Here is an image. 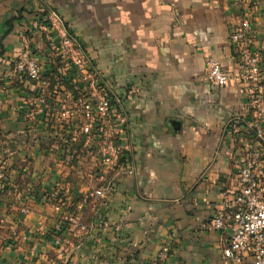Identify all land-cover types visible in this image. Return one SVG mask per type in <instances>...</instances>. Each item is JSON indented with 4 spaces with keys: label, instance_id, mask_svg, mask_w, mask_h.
<instances>
[{
    "label": "crops",
    "instance_id": "crops-1",
    "mask_svg": "<svg viewBox=\"0 0 264 264\" xmlns=\"http://www.w3.org/2000/svg\"><path fill=\"white\" fill-rule=\"evenodd\" d=\"M54 17L112 92L136 89L125 103L136 176L110 172L102 197L95 158L60 143L58 104L75 97ZM243 21L264 76V0H0V264H156L163 247L162 264H230L209 221L250 150L264 195V138L230 38ZM22 54L41 63L39 82L13 74ZM210 60L225 85L207 79Z\"/></svg>",
    "mask_w": 264,
    "mask_h": 264
},
{
    "label": "built area",
    "instance_id": "built-area-1",
    "mask_svg": "<svg viewBox=\"0 0 264 264\" xmlns=\"http://www.w3.org/2000/svg\"><path fill=\"white\" fill-rule=\"evenodd\" d=\"M55 24L58 29L50 44L56 50L63 77L71 85L75 97L72 106L63 101L58 104L65 121L60 143L65 151L72 144H78L95 158L98 184L91 193L93 197H102L113 189L114 183L107 179L110 172H115V176H136L129 117L125 109V103L133 99L136 89L132 87L122 95L112 92L81 44L62 27L59 19L55 18ZM249 29V22L243 21L230 38L236 46L239 77L246 81L244 92L256 110L257 121L252 128L257 137L264 138L261 123L264 116L263 58L252 46ZM55 38L60 42L58 45ZM205 70L213 85L223 86L231 79L222 64L215 60L208 61ZM12 72L30 82H39L43 73L39 60L25 54L13 60ZM42 112L43 109L38 108L29 114ZM262 161V153L257 149L242 156L236 188L222 192L220 207L209 221L212 230L225 235L222 257L230 264H245L248 259L250 264H264V195L257 178ZM167 253L168 248L163 247L156 255V264H162Z\"/></svg>",
    "mask_w": 264,
    "mask_h": 264
},
{
    "label": "water",
    "instance_id": "water-1",
    "mask_svg": "<svg viewBox=\"0 0 264 264\" xmlns=\"http://www.w3.org/2000/svg\"><path fill=\"white\" fill-rule=\"evenodd\" d=\"M170 124L172 127L176 128V129L179 128V123L176 122L175 120H170Z\"/></svg>",
    "mask_w": 264,
    "mask_h": 264
},
{
    "label": "trees",
    "instance_id": "trees-1",
    "mask_svg": "<svg viewBox=\"0 0 264 264\" xmlns=\"http://www.w3.org/2000/svg\"><path fill=\"white\" fill-rule=\"evenodd\" d=\"M60 75H62L61 73H60ZM63 79V78H62ZM68 84V83H67ZM69 85V84H68ZM70 86V85H69Z\"/></svg>",
    "mask_w": 264,
    "mask_h": 264
}]
</instances>
